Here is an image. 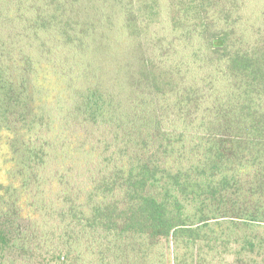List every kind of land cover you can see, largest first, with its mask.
Segmentation results:
<instances>
[{
    "label": "trees",
    "instance_id": "16d2710c",
    "mask_svg": "<svg viewBox=\"0 0 264 264\" xmlns=\"http://www.w3.org/2000/svg\"><path fill=\"white\" fill-rule=\"evenodd\" d=\"M0 264H264V0H0Z\"/></svg>",
    "mask_w": 264,
    "mask_h": 264
}]
</instances>
